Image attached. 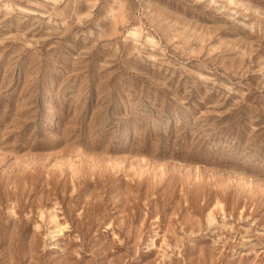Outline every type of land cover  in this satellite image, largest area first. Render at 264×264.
I'll list each match as a JSON object with an SVG mask.
<instances>
[{
    "label": "rangeland",
    "instance_id": "obj_1",
    "mask_svg": "<svg viewBox=\"0 0 264 264\" xmlns=\"http://www.w3.org/2000/svg\"><path fill=\"white\" fill-rule=\"evenodd\" d=\"M0 264H264V0H0Z\"/></svg>",
    "mask_w": 264,
    "mask_h": 264
},
{
    "label": "bare ground",
    "instance_id": "obj_2",
    "mask_svg": "<svg viewBox=\"0 0 264 264\" xmlns=\"http://www.w3.org/2000/svg\"><path fill=\"white\" fill-rule=\"evenodd\" d=\"M133 32V31H132Z\"/></svg>",
    "mask_w": 264,
    "mask_h": 264
}]
</instances>
